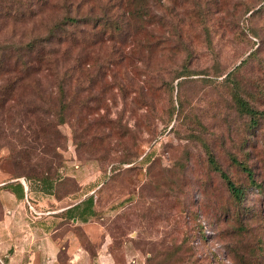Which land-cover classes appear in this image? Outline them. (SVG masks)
<instances>
[{"label": "rangeland", "instance_id": "374dc122", "mask_svg": "<svg viewBox=\"0 0 264 264\" xmlns=\"http://www.w3.org/2000/svg\"><path fill=\"white\" fill-rule=\"evenodd\" d=\"M263 2L0 0V48L78 20L62 88L41 75L0 105V176L97 166L98 219L144 264H264V116L251 126L221 83L238 65V94L264 110Z\"/></svg>", "mask_w": 264, "mask_h": 264}, {"label": "crops", "instance_id": "0c3cea01", "mask_svg": "<svg viewBox=\"0 0 264 264\" xmlns=\"http://www.w3.org/2000/svg\"><path fill=\"white\" fill-rule=\"evenodd\" d=\"M97 166L46 179L0 176V264H144L95 218Z\"/></svg>", "mask_w": 264, "mask_h": 264}, {"label": "trees", "instance_id": "16d2710c", "mask_svg": "<svg viewBox=\"0 0 264 264\" xmlns=\"http://www.w3.org/2000/svg\"><path fill=\"white\" fill-rule=\"evenodd\" d=\"M264 3V2H263ZM16 8V6H15ZM259 9H264V4ZM8 14V13H7ZM24 16L27 13H22L20 15ZM78 20L73 17H69L67 15H64L61 20L55 22L52 24L51 27L48 28L46 34L44 36H32L27 42L24 44L22 43H13V42H7V44H4L1 49L0 54V105L3 104L6 99H9L10 93L16 88L17 85L20 83H27L31 84L32 87L35 85V82L38 83V76L42 75V78L52 80L53 84L57 88H62L63 84L66 83V75L65 72L70 68L65 67L63 68V60L62 57L64 54L67 53L66 49L64 48L62 54L60 52V46L61 42L64 41L61 39L62 33L66 35V26H74L77 25ZM69 36V34L67 33ZM70 37V36H69ZM72 42L73 39H70ZM13 48L17 52L23 51L27 56L21 57L20 55L14 56L15 58H10L11 55L8 57L3 56L4 51H11ZM250 55V54H249ZM8 58V59H5ZM72 67V65H70ZM238 65H235L232 67L222 78L221 83L223 85H226L229 89L230 97L233 101V104L236 107V110L240 114H246L249 116V122L251 126H254L258 119L261 116H264V110H256L248 105L247 102H245L240 95L238 94V87H237V81L235 79L236 69ZM182 71L188 72L185 68V63L182 65ZM63 68V69H62ZM36 75L37 78H34ZM2 91V92H1ZM8 94V96H4ZM57 115V124L63 123V116L62 114ZM208 162L210 167L217 171L220 175V177L225 182V186L228 190L229 195L234 199L235 201H240L243 197V189L240 186L235 185L229 177L224 173V171L217 165L215 160L213 159L212 155L208 156ZM236 164L239 165V161H235ZM65 167V166H64ZM243 169H247L245 171L247 177L249 178V185H252L253 188L257 189L259 186V183L254 182L252 178V173L246 166H241ZM64 174V173H63ZM62 174V175H63ZM62 175L50 177L47 176V171L44 172V174H41L37 177H27L31 179H46L48 180L49 184L52 185L53 182L58 180ZM13 177H19V176H13ZM99 182V181H98ZM99 186L97 188V193L99 188L101 187L102 183L99 182ZM97 195L96 194V205L97 209L95 211V218L98 219V204H97ZM105 227V225H104ZM239 232L245 231V225H241V222H239L237 227ZM105 230L107 228L105 227ZM108 233L111 235L113 239V244L117 245L119 244L122 239L115 240L116 237L113 236V234L108 231Z\"/></svg>", "mask_w": 264, "mask_h": 264}]
</instances>
